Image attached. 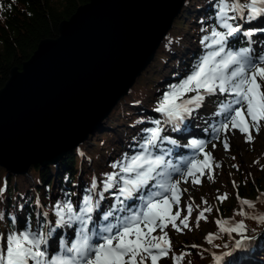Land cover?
Wrapping results in <instances>:
<instances>
[{
  "label": "snow or ice",
  "instance_id": "6c2138e0",
  "mask_svg": "<svg viewBox=\"0 0 264 264\" xmlns=\"http://www.w3.org/2000/svg\"><path fill=\"white\" fill-rule=\"evenodd\" d=\"M214 7L217 25L200 41L204 53L193 62L190 73L179 83L170 85L157 101L154 111L161 118L151 121L153 127L143 129L147 135L142 142H137L135 147L139 150L125 154L111 165L115 171L105 174L99 192L93 178L78 206L71 199L57 201L53 206L54 221L48 220V213L44 212V222L41 224L38 219L36 230L28 223L23 230L14 228L6 234L0 233V264H161L168 258L173 264H182L188 253L173 252L168 229L190 230L194 209H199L195 217L199 227L201 220H207L205 214L213 212V206L202 197L205 207L201 208L189 198L185 204L187 214L182 215L181 196L188 189H181V185L189 182L199 185L205 176L214 179V166L220 165L215 163L212 151L207 150L209 144L212 149L217 147L213 141H219L227 151L230 134L238 131L246 142H252L253 133L259 134L264 129V51L255 55L250 46L236 50L228 46L229 38L240 33L248 38L249 45L256 32L264 33V28L243 30L237 23L238 19H264V0H216ZM208 97L217 98L212 116L219 117L212 123L205 121L204 131L211 132V140L193 138L181 145L178 140L162 135L165 126L178 131ZM165 142L172 147H164ZM180 147L190 149L191 154L173 163V149ZM5 191L6 184L0 186V195ZM106 192L115 199L103 214L105 223L96 225L93 213ZM227 198V193L217 196L220 202ZM237 199L241 205L240 216L264 223V213L247 210L255 209L254 201L241 198L238 193ZM3 219L4 214L0 213V220ZM11 220L15 225L16 217L12 216ZM215 223L219 233L239 235L236 248L251 239L246 235L243 219L218 218ZM58 228L72 229L75 238L61 236L58 250L50 253L49 240ZM215 238L213 234L206 236L208 244H213ZM212 256L217 264L223 258L215 252Z\"/></svg>",
  "mask_w": 264,
  "mask_h": 264
},
{
  "label": "trees",
  "instance_id": "16d2710c",
  "mask_svg": "<svg viewBox=\"0 0 264 264\" xmlns=\"http://www.w3.org/2000/svg\"><path fill=\"white\" fill-rule=\"evenodd\" d=\"M90 1L0 0V90L5 86L11 69L18 68L22 71L23 64L31 58L39 43L43 39H57L60 23L68 20L79 6ZM215 3L216 0H185L168 32L170 45H160L155 60L138 76L128 93L119 99L107 119L91 129L86 138L83 136L79 140L80 150L74 145L70 146L53 165L32 162L24 175L14 174L0 165V186L6 184V191L0 195V213L4 214V219L0 220L2 233L19 228L23 218V227L31 223L33 230H36L38 219L40 223L44 222L40 208L36 205V196L51 219L55 220L53 206L57 201L71 199L76 206L75 189L81 193L83 187H89L93 172L100 176L109 173L116 159L119 160L122 154L129 152L130 146H136L137 142L142 141V136L147 135L143 129L157 119L151 108L170 85L179 83L185 77L193 62L205 50L200 41L217 25ZM202 28L206 31H202ZM212 100L207 103L209 106L216 104ZM135 101H140V104L133 105ZM261 145L262 142L252 141L245 156L231 148L227 166L220 161L216 162L220 167H215L214 179L209 180L210 184L204 183L202 186V192L208 190L207 201L213 206V212L205 214L207 220H201L199 227H196L194 215L190 230H183L181 233L173 231V252L188 253L182 264H208L211 257L204 244L210 245L215 251L224 250L231 245L229 235L219 233V226L214 221L218 214L217 208L222 215H235L245 221L246 234L256 239L253 256L257 257L261 252V259H264V223L240 216V205L237 203L238 193L239 197L255 200L256 207L253 211L257 214L264 213L262 201H256L258 192L264 191V151L257 154L262 149ZM249 163H253L252 173H247ZM231 172L234 174L235 187L230 182ZM224 193L228 194V198L223 202L218 201L217 196ZM199 205L201 208L205 207L202 200ZM12 216L16 217L15 225L12 223ZM206 230L218 234L213 244H208ZM191 243L198 247H191ZM234 256L238 258L237 253ZM227 260L231 262L232 258L228 257Z\"/></svg>",
  "mask_w": 264,
  "mask_h": 264
},
{
  "label": "water",
  "instance_id": "95a60500",
  "mask_svg": "<svg viewBox=\"0 0 264 264\" xmlns=\"http://www.w3.org/2000/svg\"><path fill=\"white\" fill-rule=\"evenodd\" d=\"M149 1L91 0L90 3L79 6L68 20L60 23L57 39H43L39 43L31 58L23 64L22 71L18 68L11 69L5 86L0 90V165L15 174H26L32 162L53 165L67 148L78 145L79 141L70 145L68 140L53 153L52 157L56 155L53 159L33 156L17 167L20 170L8 166L4 159L6 153L11 154V150L7 152L6 144L12 142V145H18L19 141L22 143L23 139L32 137L35 130L39 129L34 128L30 133L26 128L23 134L20 132L17 135V126L22 121L33 119L45 130L50 129L45 124L51 122V129L54 131V128L57 129L64 122V118H52L56 109L75 110L78 109V102L86 103V106H79L82 107L81 110L91 107L88 101L90 96L83 89L90 87L89 81L95 73L100 74V77L114 75L120 66L115 64V56L122 55L123 52L126 54L128 49L136 45L135 39L148 32L147 29L153 22L146 23L143 16L146 17L145 13L150 9ZM184 2L185 0L175 1L167 14L166 22L160 24L156 37L147 46L145 55L130 69L128 80L123 82L121 91L109 104L103 106L99 115L92 118L90 127L84 131V138L109 116L118 100L127 94L136 78L150 64ZM141 21L142 25L138 27ZM12 136H19L16 142H13Z\"/></svg>",
  "mask_w": 264,
  "mask_h": 264
},
{
  "label": "bare ground",
  "instance_id": "6f19581e",
  "mask_svg": "<svg viewBox=\"0 0 264 264\" xmlns=\"http://www.w3.org/2000/svg\"><path fill=\"white\" fill-rule=\"evenodd\" d=\"M175 1L177 0L149 1L148 5L150 6V9L145 13L148 17L143 16V20L146 19V23H151L150 21L153 22V24H149L150 27L149 29H147L148 32L144 31L145 34L143 33L141 34V37H137L135 39L134 43L136 45L134 46V48L132 47L128 49L126 54H124V52L123 54L121 53L124 56L123 59L122 55H114L115 64L117 66L120 65L114 75H111V77L110 75L100 77V74L95 73L93 76H91V80L89 81L91 84L90 87L83 89L85 94H88L90 96L88 101H90L91 107L85 110H81L82 107L79 108V106H86V103L78 102L79 104H77L79 106L76 107L78 109H70L72 112L70 110L60 111L54 109L56 113L53 114L52 118H64L65 122L64 123L62 121L63 123L60 124V127H58L57 129L54 128V131L53 129H51V127L53 128V123L51 122L45 124L46 126L50 127V129L45 130L43 126L37 124L35 121H33V119H29L26 122L22 121V123L17 126V130L19 131L17 135H19L20 132L23 134L26 131V128L30 133L34 130V128H39L40 130H35V133H33L32 137L23 139L22 143L19 141L20 143L18 142V145H12V142L6 144L7 152L11 150V154L7 155V153L5 152L6 154L4 159L7 160V165L12 166L13 169L20 170L17 167L23 165L21 163L27 161L29 158L33 156L37 157V155H39L40 153L42 155V158H47L49 156L52 157L53 153L58 151L60 145L66 143L68 140H71L73 138L77 139L82 136L83 132L86 131V128L90 127L89 125L92 118L99 115V112L103 108V106L109 104L111 99L121 91L123 82L128 80L130 69L132 67H135L134 65H136V63L139 62L145 55L147 46L149 47V44L152 43L154 37H156V33L159 29L160 24L166 22L167 14H169L172 10ZM142 22L143 21L138 24V27H141ZM262 22L264 24V19L262 20ZM108 77H110V79ZM57 121L55 122L58 125ZM17 137L19 136L13 137V142H16ZM44 140H46V142H44ZM29 143L33 144V146ZM93 221L96 225L103 223V221H101L95 215V212L93 213ZM56 231L57 233L59 232L62 235H65L67 232L66 229H64L62 232H60L58 229H56Z\"/></svg>",
  "mask_w": 264,
  "mask_h": 264
},
{
  "label": "rangeland",
  "instance_id": "374dc122",
  "mask_svg": "<svg viewBox=\"0 0 264 264\" xmlns=\"http://www.w3.org/2000/svg\"><path fill=\"white\" fill-rule=\"evenodd\" d=\"M175 19V18H174ZM174 21V20H173ZM169 43H170V41L167 39L166 41H165V44L166 45H169ZM236 50V49H235ZM155 57V56H154ZM154 57H153V59L151 60V62L152 61H154L155 59H154ZM150 62V63H151ZM148 66H150V65H148ZM147 66V67H148ZM138 78V77H137ZM136 78V79H137ZM128 93V92H127ZM208 100V98H206V100L205 101H207ZM119 101V100H118ZM107 119V118H106ZM105 119V120H106ZM87 129V128H86ZM87 131V130H86ZM85 131V132H86ZM85 132H83V135L85 134ZM255 134V137H256V139H257V142L258 143H260V142H263L264 143V129H262L261 130V132L259 133V134H256V133H254ZM83 135L82 136H80L79 138H77V139H75V140H69V144L70 145H72V144H74L76 141H79L82 137H83ZM209 140H211V139H209ZM213 143H216L217 144V147L215 148V149H212V147H211V144H209L208 145V149L207 150H209V151H212V154H213V156H214V158L216 157V158H218V159H220L221 160V162L225 165V166H227V158H226V153H227V151L226 150H224V148H223V145L222 144H220V142H217V141H213ZM229 143H230V146L231 147H233V148H235L236 150H238V152H240L241 154H242V156H245V151H246V148H247V146H248V144H250V142H246L245 141V138H244V136L242 135V134H240L238 131H236L235 132V134L234 135H231L230 134V140H229ZM49 155H52V154H49ZM38 157H41L42 155H41V153L39 154V155H37ZM56 156V155H55ZM54 156V157H55ZM249 156V155H248ZM51 156H49V157H47V158H50ZM54 157H52V159L54 158ZM247 161H249V159L247 160ZM253 164V163H252ZM252 164H250L249 163V165H248V170H247V173H252V171H253V165ZM263 164H264V160H263ZM247 165V164H246ZM27 174V173H26ZM229 177H230V182L232 183V181H233V178H234V175H233V173H231L230 175H229ZM200 185V184H199ZM184 188H187L188 189V192H185V193H183V196H182V200H181V205H180V210H181V212L183 213V215H184V213L186 212V207H185V204L187 203V202H189V198H193V197H196V195H197V190L198 189H200V187L199 186H197V188H195V185H193V184H191V182H189L188 184H182L181 185V189H184ZM201 192L202 191H200L199 193L201 194ZM202 195V194H201ZM203 196V195H202ZM250 200V199H249ZM192 202V201H191ZM261 207L262 208H264V202H261ZM177 210V208H176V206H174L173 207V211H176ZM249 212H252L253 210L252 209H247ZM228 215H230V214H227V216ZM219 218V216L217 217L216 216V218H215V220L216 219H218ZM234 219H236L237 221L238 220H240L238 217H236L235 215H234ZM208 230H206L205 231V233L207 232ZM188 232V231H187ZM209 232V231H208ZM189 233V232H188ZM206 234H209V233H206ZM189 238L192 240L193 239V237L190 235L189 236ZM161 264H170V260L169 259H164L163 261H161Z\"/></svg>",
  "mask_w": 264,
  "mask_h": 264
}]
</instances>
